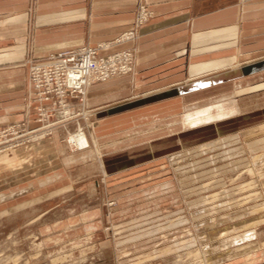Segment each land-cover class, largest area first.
<instances>
[{"label": "rangeland", "instance_id": "rangeland-1", "mask_svg": "<svg viewBox=\"0 0 264 264\" xmlns=\"http://www.w3.org/2000/svg\"><path fill=\"white\" fill-rule=\"evenodd\" d=\"M18 1L28 87L0 125V264H264V52L192 80L184 54L138 68L144 2L114 41L130 46L108 51L59 47L68 27L90 36L89 12L66 26L60 0ZM88 48L114 74L64 105L41 75L40 98L30 66ZM78 130L89 148L69 143Z\"/></svg>", "mask_w": 264, "mask_h": 264}, {"label": "crops", "instance_id": "crops-1", "mask_svg": "<svg viewBox=\"0 0 264 264\" xmlns=\"http://www.w3.org/2000/svg\"><path fill=\"white\" fill-rule=\"evenodd\" d=\"M60 2L61 10H64L61 15L66 18L61 23H75L89 12L91 25L88 28L90 36L86 38L78 33L77 26L66 28L73 33L72 38L63 40L59 47L64 49L85 43L94 46L112 42L108 51L130 46L131 42L115 44L114 41L121 32L130 29L135 8L144 2L153 15L141 29L137 43L136 60L138 68L142 69H145L148 60H157L162 55H169L168 52L174 57L184 54L189 66L188 77H200L229 65L258 64L260 60L246 63L243 59L264 52V0ZM21 6L18 0H0V125L16 120L24 82L28 87L27 75L21 69L25 44L19 39L25 28L27 12L25 6ZM183 47L184 50L179 49ZM38 49L41 51L34 47V52L46 53L50 51V45ZM158 90L155 88L146 95L155 94ZM4 97L10 98L9 106H3Z\"/></svg>", "mask_w": 264, "mask_h": 264}, {"label": "built area", "instance_id": "built-area-1", "mask_svg": "<svg viewBox=\"0 0 264 264\" xmlns=\"http://www.w3.org/2000/svg\"><path fill=\"white\" fill-rule=\"evenodd\" d=\"M144 15L145 14L142 15L143 18L145 17ZM79 53L80 56L76 60V63H71L70 59H66L63 55H59L56 58L57 60L50 63L41 65L33 64L30 66L32 82L40 98H43L44 101H48L51 98V92H45L41 88V75L47 80L50 78L54 79L56 94L59 96V99H61L62 105H64L63 97L75 92L81 93V91L86 86L90 85L96 78L95 74H99L104 80L109 78V75L114 74L113 69L108 72V64H113L114 58L110 57L107 62L99 63V61L95 59V51L93 49H83L80 50ZM122 57L125 58L126 55Z\"/></svg>", "mask_w": 264, "mask_h": 264}, {"label": "bare ground", "instance_id": "bare-ground-1", "mask_svg": "<svg viewBox=\"0 0 264 264\" xmlns=\"http://www.w3.org/2000/svg\"><path fill=\"white\" fill-rule=\"evenodd\" d=\"M131 33V32H130ZM130 33H128L129 35H124L125 38L127 39L128 37H130ZM109 86V85H108ZM90 92V91H89ZM82 94V93H81ZM88 103V102H87ZM120 105V104H119ZM67 111V110H66ZM193 123V122H192ZM191 124V123H190ZM195 125V124H192ZM79 131V130H78ZM69 135V134H68ZM68 141L69 143L74 146L75 148H78L80 150L85 149V148H89V142L87 140V137L85 136V134L81 131L76 132V134H72L68 136ZM72 148V147H71ZM76 150V149H75Z\"/></svg>", "mask_w": 264, "mask_h": 264}]
</instances>
